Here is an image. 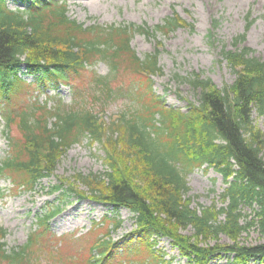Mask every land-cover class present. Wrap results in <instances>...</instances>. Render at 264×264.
Masks as SVG:
<instances>
[{
	"label": "trees",
	"instance_id": "16d2710c",
	"mask_svg": "<svg viewBox=\"0 0 264 264\" xmlns=\"http://www.w3.org/2000/svg\"><path fill=\"white\" fill-rule=\"evenodd\" d=\"M7 1L0 0V130L10 149L0 161V178L9 177L17 189L33 190L55 172L69 148L88 138L103 146L107 170L80 175L88 191L76 192L134 213L132 241L140 246L127 243L123 254L128 263L123 264H166L156 248L162 237L172 239L193 264H211L225 254L229 256L224 264L262 261L264 243L239 241L246 229L242 205L257 208L264 228V134L253 119L255 110L264 113V59L251 47L240 46L246 34L236 38L235 49L221 51L236 80L218 88L194 74L189 81L199 90L198 100L184 111L168 106L154 90L153 76L163 72L160 49L142 58L132 46L136 33L151 36L188 25L177 13L154 28L134 23L86 26L69 15L66 0H27L24 8L15 9ZM99 61L109 66L106 75L93 68ZM22 65L40 73L39 82L45 86L68 84L77 96L74 104L61 99L52 104L32 96V84L21 75ZM127 76L134 80L126 83ZM125 95L140 102L139 107L110 120L89 104L91 98L105 108ZM14 127L18 135L13 134ZM203 167L224 176L226 205L221 208L191 207L188 175ZM60 211L53 207L41 213L26 243L16 247L7 246L8 230L0 226V264H40L43 259L50 264H80L65 254L66 237L51 231L50 221ZM119 224L117 220L115 227ZM189 227L195 229L194 235L183 233ZM222 233L234 243L213 244L211 240ZM48 241L56 242V248ZM116 245L110 231L98 237L89 248L87 264L113 260L119 256Z\"/></svg>",
	"mask_w": 264,
	"mask_h": 264
},
{
	"label": "rangeland",
	"instance_id": "374dc122",
	"mask_svg": "<svg viewBox=\"0 0 264 264\" xmlns=\"http://www.w3.org/2000/svg\"><path fill=\"white\" fill-rule=\"evenodd\" d=\"M66 1L69 15L86 26L95 22L106 25L134 23L154 28L175 13L182 17L188 25L180 26L170 33L158 31L151 36L136 33L132 46L142 58L160 49L159 63L163 72L153 76L154 90L163 95L168 106L184 111H187L190 102L198 100L199 90L189 81L194 74L210 79L218 88L230 85L236 80V73L221 53L225 47L235 49L236 38L246 34V41L240 46L251 47L256 57L264 59V0ZM7 2L13 9L24 8L27 4V0ZM210 32H213L212 37ZM93 68L100 75L109 72V66L103 61H99ZM21 75L26 82L32 84L31 95L37 96L40 101L49 100L53 104L61 99L67 105L74 104L77 96L68 84L50 82L45 86L39 82L40 73L31 72L26 65H22ZM125 80L128 83L134 79L127 76ZM89 104L97 111H102L103 117L110 120L119 113L138 108L140 102L125 95L112 99L105 108L100 103H93L91 98ZM1 115L0 111V121L3 123ZM253 119L264 134V113L259 114L255 110ZM13 134H19L17 127H14ZM89 141L88 138H83L80 143L69 148L60 158L55 172L41 180L33 190L17 189L9 177L0 178V191L3 192L0 197V226L8 230L5 241L9 248L26 243L30 232L37 227L41 213L60 207V213L51 219L50 226L54 235L66 237V243L62 246L65 254L73 255L80 260V264H87L92 243L110 231V239L113 243L116 242L119 256L106 264H123L124 260L128 263V256L123 252L127 243L135 237L137 224L134 213L128 208H116L88 196L82 197L76 192V189L88 191V186L79 180L80 175L102 174L107 170L103 146ZM9 149V142L0 130V161L8 155ZM188 182L191 187L189 196L192 197V208L200 210L213 205L218 208L226 205L222 193L227 183L215 168L211 167L208 171L204 167L197 168L188 175ZM58 185L63 187L62 191L55 189ZM241 207L244 214L241 223L246 229L241 232L240 244L264 243V228L257 215V208L249 205ZM220 219L225 220L224 214ZM117 220L120 224L116 228ZM183 233L194 235L195 229L189 227ZM211 241L213 244L217 241L227 245L234 243L224 233L220 234L218 240ZM131 243L137 244L135 241ZM55 244L54 241H48L52 249L56 248ZM156 248L163 255L166 264H193L182 256L178 246L168 237L159 239ZM228 256L225 254L216 257L211 264H224ZM40 264L50 263L43 259ZM249 264H264V259H251Z\"/></svg>",
	"mask_w": 264,
	"mask_h": 264
}]
</instances>
